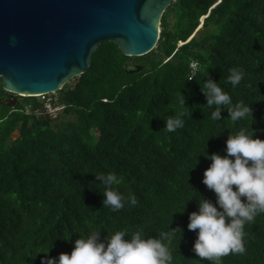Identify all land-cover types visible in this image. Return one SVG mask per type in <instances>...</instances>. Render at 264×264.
Returning <instances> with one entry per match:
<instances>
[{
  "label": "trees",
  "instance_id": "trees-1",
  "mask_svg": "<svg viewBox=\"0 0 264 264\" xmlns=\"http://www.w3.org/2000/svg\"><path fill=\"white\" fill-rule=\"evenodd\" d=\"M161 26L144 55L100 43L88 69L52 98L61 110L55 117L46 100L0 82V264H41L46 254L37 253L49 249L50 256L70 253L89 225L101 239L118 229L172 231L173 264H214L192 250L189 214L198 210L199 193L215 201L202 182L211 163L202 152L225 154L240 127L264 139V0H174ZM232 67L244 71L235 87L226 82ZM209 78L233 103L251 105L253 116L233 122L221 106L220 120H211L202 91ZM180 111L185 126L167 131L165 117ZM108 172L123 177L114 187L134 193L136 205L104 206L96 173ZM244 232L246 251L219 264H264V213Z\"/></svg>",
  "mask_w": 264,
  "mask_h": 264
},
{
  "label": "clouds",
  "instance_id": "clouds-1",
  "mask_svg": "<svg viewBox=\"0 0 264 264\" xmlns=\"http://www.w3.org/2000/svg\"><path fill=\"white\" fill-rule=\"evenodd\" d=\"M196 65L197 61H193L192 67L196 68ZM243 77L241 68L232 67L226 82L235 87ZM202 91L207 98L206 105L212 109L210 119L213 121L220 120L221 106L227 107L233 122L253 116L251 105L243 100L233 103L229 93L210 78L204 81ZM185 102L181 100L182 104ZM186 115L180 111L165 117L167 131L183 128ZM202 153L211 161L204 170L202 182L215 193V201L198 192V210L189 214L187 227L196 231L192 250L197 256L219 264L223 256L246 251L245 224L254 223L257 215L264 213V139L255 136L254 131L240 127L228 136L225 154ZM96 177L103 179L104 206L115 212L124 208L126 202L130 206L137 204L134 193L125 196L114 187L123 182V177L115 172L96 173ZM101 232L89 225L87 234L75 239L70 253L50 256L47 255L49 249L37 255L46 254L41 258V264H173L172 231L161 230L153 236L143 229L133 232L118 229L108 232L103 239Z\"/></svg>",
  "mask_w": 264,
  "mask_h": 264
},
{
  "label": "water",
  "instance_id": "water-1",
  "mask_svg": "<svg viewBox=\"0 0 264 264\" xmlns=\"http://www.w3.org/2000/svg\"><path fill=\"white\" fill-rule=\"evenodd\" d=\"M173 1L0 0L4 88L26 96L56 92L88 69L104 41L127 55L149 53Z\"/></svg>",
  "mask_w": 264,
  "mask_h": 264
},
{
  "label": "rangeland",
  "instance_id": "rangeland-1",
  "mask_svg": "<svg viewBox=\"0 0 264 264\" xmlns=\"http://www.w3.org/2000/svg\"><path fill=\"white\" fill-rule=\"evenodd\" d=\"M176 20H177V15L175 14V13H170L169 14V22H170V25L171 26H173L174 25V23L176 22ZM201 24H202V20H201ZM182 42H180L179 44H181ZM71 81V80H70ZM70 81H68V82H70ZM0 82H2V78L0 77ZM67 82V83H68ZM59 95V93H58V91H56V92H52V93H48V94H46L45 96H43V95H39L38 97H40L41 99H43V100H46V101H53L54 100V96H58ZM11 98V100L14 102V101H16L18 98H15V97H10ZM53 98V100H50V99H52ZM52 107H54V105H52ZM53 109H56V112H55V110H53ZM58 109V107H56V108H52V110H51V113H52V115H53V117H55V116H57V115H59L60 113H61V110H57ZM68 118H72V119H74L75 118V114H72V115H70ZM67 118V119H68ZM58 123H59V120H57L55 123H54V125L55 126H57L58 125ZM18 133L16 132L15 133V135H17Z\"/></svg>",
  "mask_w": 264,
  "mask_h": 264
},
{
  "label": "built area",
  "instance_id": "built-area-1",
  "mask_svg": "<svg viewBox=\"0 0 264 264\" xmlns=\"http://www.w3.org/2000/svg\"><path fill=\"white\" fill-rule=\"evenodd\" d=\"M194 69H197V65H196V68H194ZM41 95H43V96H45L46 94H41ZM50 100H52V99H50ZM47 102V107L49 108V110L51 111L52 110V108H56V106H54V107H52V101H46ZM60 109V107H58V109L57 110H59ZM53 110H55V112H56V109H53Z\"/></svg>",
  "mask_w": 264,
  "mask_h": 264
}]
</instances>
